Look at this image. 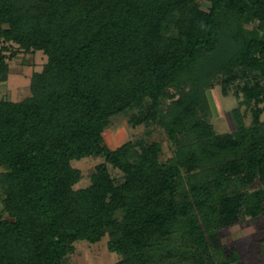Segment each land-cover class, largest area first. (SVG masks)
<instances>
[{
  "label": "trees",
  "instance_id": "obj_1",
  "mask_svg": "<svg viewBox=\"0 0 264 264\" xmlns=\"http://www.w3.org/2000/svg\"><path fill=\"white\" fill-rule=\"evenodd\" d=\"M205 1L0 0V82L21 51L47 55L28 96L0 98V264H69L106 235L114 264H243L214 237L264 216V0ZM239 77L256 79L252 123L236 108L217 134L208 91ZM136 108L134 125L165 129L167 161L159 141L105 142ZM93 155L76 188L73 161Z\"/></svg>",
  "mask_w": 264,
  "mask_h": 264
},
{
  "label": "rangeland",
  "instance_id": "obj_2",
  "mask_svg": "<svg viewBox=\"0 0 264 264\" xmlns=\"http://www.w3.org/2000/svg\"><path fill=\"white\" fill-rule=\"evenodd\" d=\"M204 7L208 2L203 0ZM258 21L256 22V24ZM47 62V55L43 51L24 52L21 51L14 59L10 60V76L7 82H0V98L9 97L19 101L28 96L31 86L32 75L41 71ZM258 83V82H257ZM256 84V79L237 78L226 83L220 80L209 89L210 111L207 121L213 124L217 134L232 132L237 128L234 119V110L240 108L244 114L246 125L253 120V108L255 100L250 104L246 102L247 87ZM264 106V103L260 104ZM138 109H130L126 112L116 114L110 125L105 129L103 135L105 142L111 147L129 141L144 138L148 142L159 141L162 143V161H167L173 154V146L164 128L154 124L141 123L134 125L131 117ZM264 120V113L262 114ZM105 160L102 156H89L73 161V165L82 172L81 180L76 188L86 187L92 182V175L96 166ZM110 171L117 182H122L124 174L121 170L109 165ZM264 187V186H262ZM0 202V210L2 209ZM8 217L7 214H5ZM264 216L258 219L241 218L238 221L222 226L214 237L216 244L225 247L228 254L237 250L240 253L243 264H264ZM108 235L97 243L87 240L76 242V250L69 257V264H114L121 258V254L110 251L108 248Z\"/></svg>",
  "mask_w": 264,
  "mask_h": 264
}]
</instances>
